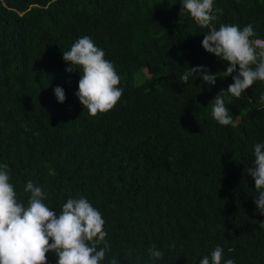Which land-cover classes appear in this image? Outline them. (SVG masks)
I'll list each match as a JSON object with an SVG mask.
<instances>
[{
	"label": "trees",
	"instance_id": "obj_1",
	"mask_svg": "<svg viewBox=\"0 0 264 264\" xmlns=\"http://www.w3.org/2000/svg\"><path fill=\"white\" fill-rule=\"evenodd\" d=\"M214 8L223 10L217 29L252 25V39L264 40V0ZM181 9V0H0V165L25 205L29 180L57 214L69 198L87 199L108 234L101 264H200L216 246L221 264H264V215L249 175L253 146L264 143V82L239 99L225 94L234 123L219 125L210 102L232 78L209 87L197 74L181 77L229 65L203 49L209 29ZM85 35L123 89L96 117L75 95L82 73H67L62 55ZM153 245L162 259L151 257Z\"/></svg>",
	"mask_w": 264,
	"mask_h": 264
},
{
	"label": "clouds",
	"instance_id": "obj_2",
	"mask_svg": "<svg viewBox=\"0 0 264 264\" xmlns=\"http://www.w3.org/2000/svg\"><path fill=\"white\" fill-rule=\"evenodd\" d=\"M181 5V12L186 11L197 25L209 29L203 35V49L229 65L217 73L204 66L188 67L181 79L187 83L190 76L197 74L205 85L212 87L218 78L231 77L233 83L210 102L213 119L219 125H231L234 121L226 107L225 94L239 99L256 81L264 82V44L252 39V25L241 30L237 25L221 24L217 29L213 22L223 10L214 8V0H181ZM62 55L64 62L71 65L65 69L67 73L77 69L82 73L75 95L89 115L96 117L111 111L120 101L123 89L113 63L105 59V52L85 35ZM54 94L59 103L65 102L63 88L56 87ZM260 102L264 103V94ZM253 147L255 160L249 175L259 193L254 201L256 211L264 215V143ZM24 191L31 194L26 205L17 199L7 164L0 165V264H48L49 253L55 254L56 264H101L110 250L108 234L102 214L87 199L69 198L57 214L43 202L45 193L33 181L27 182ZM101 244L103 247H99ZM150 255L159 260L164 253L153 245ZM222 258L223 249L216 246L200 264H221ZM111 264H117V260L113 258ZM224 264L234 261L227 259Z\"/></svg>",
	"mask_w": 264,
	"mask_h": 264
},
{
	"label": "built area",
	"instance_id": "obj_3",
	"mask_svg": "<svg viewBox=\"0 0 264 264\" xmlns=\"http://www.w3.org/2000/svg\"><path fill=\"white\" fill-rule=\"evenodd\" d=\"M256 40L261 41L262 44H264V40L263 39H256Z\"/></svg>",
	"mask_w": 264,
	"mask_h": 264
},
{
	"label": "water",
	"instance_id": "obj_4",
	"mask_svg": "<svg viewBox=\"0 0 264 264\" xmlns=\"http://www.w3.org/2000/svg\"><path fill=\"white\" fill-rule=\"evenodd\" d=\"M219 60H221V58H218Z\"/></svg>",
	"mask_w": 264,
	"mask_h": 264
}]
</instances>
